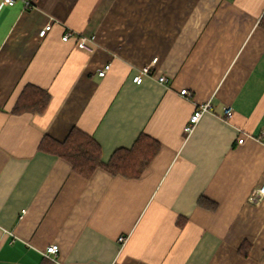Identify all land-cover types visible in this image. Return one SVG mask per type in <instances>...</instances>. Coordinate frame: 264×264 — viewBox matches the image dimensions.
<instances>
[{"label": "crops", "instance_id": "1", "mask_svg": "<svg viewBox=\"0 0 264 264\" xmlns=\"http://www.w3.org/2000/svg\"><path fill=\"white\" fill-rule=\"evenodd\" d=\"M263 15L264 0H0V264H264V199L249 201L264 180ZM29 87L49 94L43 113L14 112ZM74 128L105 163L142 134L161 149L138 179L85 178L40 149Z\"/></svg>", "mask_w": 264, "mask_h": 264}, {"label": "trees", "instance_id": "2", "mask_svg": "<svg viewBox=\"0 0 264 264\" xmlns=\"http://www.w3.org/2000/svg\"><path fill=\"white\" fill-rule=\"evenodd\" d=\"M260 26L264 29V15ZM49 101L47 92L37 87H29L23 92L14 112L43 113ZM40 149L68 161L73 170L85 178H90L97 169H103L114 176L138 179L150 167L161 146L158 141L142 134L131 148L116 150L105 163L102 161L101 146L94 138L74 128L63 142L44 138Z\"/></svg>", "mask_w": 264, "mask_h": 264}, {"label": "built area", "instance_id": "3", "mask_svg": "<svg viewBox=\"0 0 264 264\" xmlns=\"http://www.w3.org/2000/svg\"><path fill=\"white\" fill-rule=\"evenodd\" d=\"M17 0H4V3L9 5V6H13L16 3ZM24 5L26 7H31L32 5V0H22ZM52 28L51 23H48L41 31L39 36L40 37H44L46 35L47 32H49ZM63 41H73L75 43V45L81 49V50H90V42L91 40L80 36V35H76L70 32H66L64 34V36L62 37ZM110 69V65L105 66V68L99 73V75L101 77H104L106 75V73L108 72V70ZM150 73V67H144L134 78H133V82L140 85L143 82V78L148 75ZM159 81L161 83L166 82V78L161 76L159 77ZM181 95L182 96H189V92L187 90H182L181 91ZM213 111V104L211 103V101L204 103L200 106H198L194 113L191 115L190 119H189V123L185 126L184 128V132L186 133L187 136L192 135V133L194 132L195 128L197 127V125L200 123V121L202 120V118L204 117V115L211 113ZM224 115L227 119L232 118L233 116V109L232 107H225L224 108ZM244 141V138L239 139L238 143L242 144ZM264 199V180L261 183V185L257 188V190H255L253 192V194L250 196L249 201L251 203H259L260 201H262ZM127 238L126 237H120L119 238V243L124 246L127 242ZM59 252V246L58 245H50L45 252L42 253V255L52 261H56V257L58 255Z\"/></svg>", "mask_w": 264, "mask_h": 264}]
</instances>
